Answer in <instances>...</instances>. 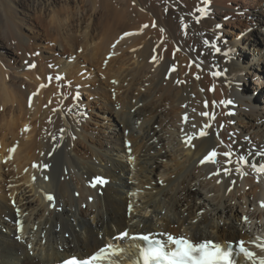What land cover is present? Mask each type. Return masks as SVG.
Segmentation results:
<instances>
[{
    "label": "bare ground",
    "instance_id": "bare-ground-1",
    "mask_svg": "<svg viewBox=\"0 0 264 264\" xmlns=\"http://www.w3.org/2000/svg\"><path fill=\"white\" fill-rule=\"evenodd\" d=\"M263 87L264 0H0V264L89 256L125 228L244 240L260 264Z\"/></svg>",
    "mask_w": 264,
    "mask_h": 264
},
{
    "label": "snow or ice",
    "instance_id": "snow-or-ice-1",
    "mask_svg": "<svg viewBox=\"0 0 264 264\" xmlns=\"http://www.w3.org/2000/svg\"><path fill=\"white\" fill-rule=\"evenodd\" d=\"M147 27V25H145ZM217 27H220L219 25ZM125 35H131V33H125ZM205 45L209 44L208 40L204 41ZM211 48L214 49L215 53H220L221 49L216 46L215 43L211 44ZM225 55H227L225 53ZM153 60H155V57H153ZM199 67V65H197ZM32 67H35L32 65ZM191 67V64L189 65ZM202 70V69H201ZM172 71H176V69L173 67ZM213 77H218L221 75L220 72L213 71L211 73ZM57 80H60L61 78L59 76L56 77ZM196 79H199V76L196 77ZM79 98V92H77L76 97L74 99ZM221 104H231V101H221ZM207 103L205 104V107H207ZM203 116H208L207 112L202 113ZM64 130L61 129V132ZM200 136H205L206 133L204 131H201L199 133ZM230 136L232 135L231 133L229 134ZM223 155L225 157H230L231 153L229 152H224ZM217 156V153L215 151H211L204 157V161H211L213 160L214 157ZM241 161H244V157L241 156ZM204 161H201L203 163ZM34 167L36 165H33ZM44 168H47L48 165L45 164L43 166ZM253 168L256 167L255 164L252 165ZM260 172H264V165H260L259 167ZM225 174H227V169L225 170ZM35 179V177H33ZM106 183V180L101 178V177H96L94 178V181L92 183V187H96L97 185H104ZM47 199L51 202L54 200V197L52 195H49ZM127 235V234H125ZM142 240L147 241L150 245L148 250L144 253V260L145 264H149V259H153L157 261V264H159V261L163 259L164 261H167V264H214L215 259L219 258L222 260L227 261L228 256L227 254H221L220 248L217 246L215 249V252H210L208 251L209 245L211 242H206V243H200L198 245H194L193 243H190L187 239L184 238H179V239H174L172 235H169L167 237V240L169 243L175 244L176 250L172 251L171 253L166 252L164 244L159 241H153L150 239L148 235H144L141 237ZM240 250L242 252H245V254L248 257H251L253 254L246 252L243 242H241L240 245ZM195 253H200L199 256L194 255ZM103 254H104V249H101L97 254L93 255L90 260H85L82 262V264H93V262L103 259ZM68 264H77L75 261H69ZM260 264H264V260L260 261Z\"/></svg>",
    "mask_w": 264,
    "mask_h": 264
},
{
    "label": "rangeland",
    "instance_id": "rangeland-1",
    "mask_svg": "<svg viewBox=\"0 0 264 264\" xmlns=\"http://www.w3.org/2000/svg\"><path fill=\"white\" fill-rule=\"evenodd\" d=\"M228 2V0H223V2ZM241 10H237V14L234 16V17H229L228 18V20L229 21H231L230 22V25H231V29L233 28V30H235V31H239V29H238V27H242L241 26V24H244V21L246 22V19L244 18V16L242 15V13L240 12ZM206 17H204V19H205ZM221 24V27H217L218 25H220ZM216 27L217 28H220V29H224V27H223V25H222V22H217V24H216ZM245 33H246V31H244ZM260 38V37H259ZM259 38H256L255 39V42L257 43V45H261L260 44V40H259ZM223 46H224V44H223ZM225 49V48H224ZM202 54H203V51H202ZM110 57H109V55L107 56V59H109ZM249 82H250V79H249ZM249 82H247L246 84L247 85H249ZM68 84V82H66V85ZM264 88V87H263ZM79 96H81L80 97V100H81V102L82 103H86L87 102V99L85 98V95L83 94V95H79ZM92 105V104H91ZM86 104H85V108H86ZM235 120H233V122H234ZM235 124H236V121H235ZM237 126H238V124H237ZM91 127H93L92 125H91ZM50 155H51V153H49ZM126 161L127 162H129L128 161V159H126ZM220 181V180H219Z\"/></svg>",
    "mask_w": 264,
    "mask_h": 264
}]
</instances>
